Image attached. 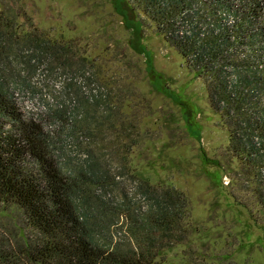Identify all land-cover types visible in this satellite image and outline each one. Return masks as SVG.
I'll return each instance as SVG.
<instances>
[{
    "label": "rangeland",
    "instance_id": "374dc122",
    "mask_svg": "<svg viewBox=\"0 0 264 264\" xmlns=\"http://www.w3.org/2000/svg\"><path fill=\"white\" fill-rule=\"evenodd\" d=\"M138 6L134 0H0V28L19 39L0 48V83L18 111L54 141V160L85 164L93 155L103 162L102 180L84 185L85 197L132 195L140 185L132 173L156 184L155 193L167 186L184 195L185 233L159 253L161 264H264V211L254 199L264 180L249 169L246 153L230 148V127L211 102L217 70L187 65ZM32 33L69 48L71 67L41 59L21 40ZM226 69L233 94L238 82ZM88 95H106L119 122L133 127L131 141L120 145L112 130L97 139L84 134L97 111L85 102ZM79 105L85 120L68 134V120L54 114ZM7 219L0 222L11 224Z\"/></svg>",
    "mask_w": 264,
    "mask_h": 264
},
{
    "label": "trees",
    "instance_id": "16d2710c",
    "mask_svg": "<svg viewBox=\"0 0 264 264\" xmlns=\"http://www.w3.org/2000/svg\"><path fill=\"white\" fill-rule=\"evenodd\" d=\"M134 1L187 65L208 73L217 70L209 86L211 102L230 127V148L246 153L249 169L264 180V0ZM5 26L0 28V48L19 40ZM21 40L36 48L41 59L71 67L66 46L35 33ZM227 67L238 82L233 94L226 90ZM100 100L107 105L106 95L86 97L97 111L84 134L97 139L112 130L120 145L122 139L131 141V124L119 122L116 107L101 110ZM54 115L68 120V134L85 120L80 105ZM53 142L38 122L18 111L0 83V219L11 221L0 222V264H161L159 253L183 239L178 233H185L180 222L184 195L167 186L155 193L156 184L132 173L140 182L132 195L123 191L116 199L99 195L92 201L83 187L99 184L103 162L91 155L85 164L58 163L51 153ZM138 197L147 205L141 206L144 201H136ZM254 199L264 211V181Z\"/></svg>",
    "mask_w": 264,
    "mask_h": 264
}]
</instances>
